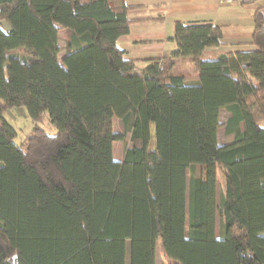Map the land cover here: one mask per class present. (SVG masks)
Here are the masks:
<instances>
[{
	"label": "trees",
	"instance_id": "16d2710c",
	"mask_svg": "<svg viewBox=\"0 0 264 264\" xmlns=\"http://www.w3.org/2000/svg\"><path fill=\"white\" fill-rule=\"evenodd\" d=\"M128 11L0 0V264H127L128 245L129 264H157L159 241L169 264H264V9L252 51L207 56L222 30L177 22L176 48L125 75ZM19 108L34 129L18 144Z\"/></svg>",
	"mask_w": 264,
	"mask_h": 264
},
{
	"label": "crops",
	"instance_id": "0c3cea01",
	"mask_svg": "<svg viewBox=\"0 0 264 264\" xmlns=\"http://www.w3.org/2000/svg\"><path fill=\"white\" fill-rule=\"evenodd\" d=\"M124 3L129 8L130 32L117 45L129 59L137 61L133 69L138 72L176 48L172 38L177 22H210L222 30L221 46L208 48L207 56L252 51L256 49L252 45L254 16L257 10L264 9V0H238L232 4L223 0H124ZM174 63L175 76H183L191 83L198 81L189 59H177ZM228 118L227 113L226 121Z\"/></svg>",
	"mask_w": 264,
	"mask_h": 264
},
{
	"label": "rangeland",
	"instance_id": "374dc122",
	"mask_svg": "<svg viewBox=\"0 0 264 264\" xmlns=\"http://www.w3.org/2000/svg\"><path fill=\"white\" fill-rule=\"evenodd\" d=\"M59 47H60L59 59L61 61L67 52V34L65 32H61L59 35ZM137 73L139 72L136 71V69H128L124 71L125 75H131ZM4 118L9 124H11L18 131L19 137L16 140L18 144L21 143V141H23L27 136H29L34 129V124L32 120L29 118L25 108L9 110L8 112L5 113ZM226 118H227V113L224 111L221 118L222 123H226ZM47 120H45L44 124L42 125V128H44L49 132H54L55 129L53 130L51 129ZM114 126L116 132H120V133L123 132V125L120 120L115 119ZM219 141L220 144H224L226 141L224 128L220 129ZM125 148H126L125 144L122 142L116 143L114 145L115 161L120 162L123 160ZM221 181H222V177L219 175L218 183L220 185L218 189L219 193H217L218 203H220L221 197L223 195V193H221L222 192ZM219 230H220V219L218 220V224H217V231L219 232ZM156 259H157V264H169L168 260L164 257V255L161 252L160 241L157 244ZM127 264H129V245L127 246Z\"/></svg>",
	"mask_w": 264,
	"mask_h": 264
},
{
	"label": "built area",
	"instance_id": "2783aa9c",
	"mask_svg": "<svg viewBox=\"0 0 264 264\" xmlns=\"http://www.w3.org/2000/svg\"><path fill=\"white\" fill-rule=\"evenodd\" d=\"M224 3L232 4L234 0H223Z\"/></svg>",
	"mask_w": 264,
	"mask_h": 264
}]
</instances>
